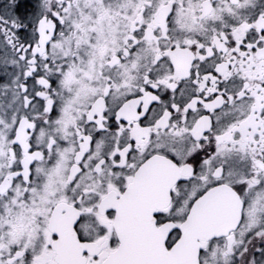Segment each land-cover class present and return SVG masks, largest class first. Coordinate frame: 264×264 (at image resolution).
<instances>
[{
    "label": "snow or ice",
    "instance_id": "snow-or-ice-1",
    "mask_svg": "<svg viewBox=\"0 0 264 264\" xmlns=\"http://www.w3.org/2000/svg\"><path fill=\"white\" fill-rule=\"evenodd\" d=\"M0 264H264V0H0Z\"/></svg>",
    "mask_w": 264,
    "mask_h": 264
}]
</instances>
